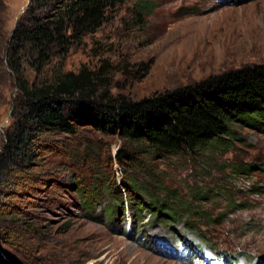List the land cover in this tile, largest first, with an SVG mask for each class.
Here are the masks:
<instances>
[{
    "label": "rangeland",
    "instance_id": "374dc122",
    "mask_svg": "<svg viewBox=\"0 0 264 264\" xmlns=\"http://www.w3.org/2000/svg\"><path fill=\"white\" fill-rule=\"evenodd\" d=\"M137 1L152 3V12L138 17ZM29 2L0 0V150L6 134L24 125L21 82L40 85L52 75L22 63L16 76L7 67L12 32ZM259 63L264 0H125L69 50L62 72L107 65L111 94L140 101ZM235 128L227 151L182 166L172 159L167 184L207 218L166 223L150 218L147 199L122 186L129 167L114 161L119 139L81 130L100 144L84 160L65 153L83 150L84 139L43 136L35 158L0 183V264H264V127ZM246 165L251 172L235 171ZM195 188L205 200H194Z\"/></svg>",
    "mask_w": 264,
    "mask_h": 264
},
{
    "label": "trees",
    "instance_id": "16d2710c",
    "mask_svg": "<svg viewBox=\"0 0 264 264\" xmlns=\"http://www.w3.org/2000/svg\"><path fill=\"white\" fill-rule=\"evenodd\" d=\"M124 1L30 0L12 32L7 67L16 76L22 74V63L39 74L52 75L47 83L19 85L24 125L5 136L0 150V183L35 158L43 136L64 134L85 140L80 131L89 128L96 135L119 139L114 161L120 168L129 167L122 169V186L147 199L150 218L166 223L180 221L183 215H202L167 184V169L174 168L173 158L182 166L207 153L227 151L237 140L236 126L262 130L264 63L227 70L140 101L111 94V82L104 72L107 65L97 71L82 68L78 73H63L62 62L69 50L95 34L108 13ZM152 10L149 1L134 4L138 17L148 16ZM54 60L58 64L52 70ZM85 141L83 150L68 147L65 153L90 159L99 152L100 144ZM159 164H165L166 169H158ZM243 168L235 171L245 174L253 167ZM192 196L195 201H203L206 192L195 188Z\"/></svg>",
    "mask_w": 264,
    "mask_h": 264
}]
</instances>
